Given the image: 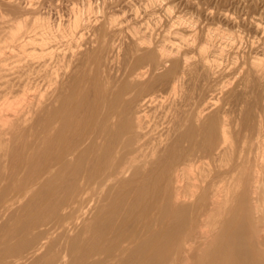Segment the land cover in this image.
I'll return each mask as SVG.
<instances>
[{
    "label": "bare ground",
    "instance_id": "bare-ground-1",
    "mask_svg": "<svg viewBox=\"0 0 264 264\" xmlns=\"http://www.w3.org/2000/svg\"><path fill=\"white\" fill-rule=\"evenodd\" d=\"M5 2L0 264H264V47Z\"/></svg>",
    "mask_w": 264,
    "mask_h": 264
},
{
    "label": "rangeland",
    "instance_id": "rangeland-1",
    "mask_svg": "<svg viewBox=\"0 0 264 264\" xmlns=\"http://www.w3.org/2000/svg\"><path fill=\"white\" fill-rule=\"evenodd\" d=\"M5 1H8V0H0V16L3 15L1 14L2 12L4 13H8L9 9L11 8L10 5L6 4ZM13 1H16L17 3H20L21 6H24L26 5H30V4H35V6H38L39 7H42L41 10L42 11H45V12H49L51 14H53L54 12V19H56L55 17L59 16L58 14L62 15L64 18H67L68 16H71L72 15V11L73 8L75 10H78L79 9H82L83 8V5H85L86 3L85 2H88L90 3L91 5H94V7H99V10L97 12V10H94L95 12H93V14L91 15H103V16H115V17H119V19H121L123 16H127L129 18H133L134 14H136L135 18L137 19L138 18V21L140 23H144L145 21H149L150 19L153 20V18L156 16L154 14H157L156 17H159L157 20V26L155 28V35H158V37H160L164 32H166L167 30V27L171 28V24L172 22H174L178 17H186L187 16V13H188V16L193 18L194 20L196 19V32H197V35H198V39L202 38L205 34V31H208V30H212L211 28H213V26L215 28H213V30H220L219 31H223L225 30V33H228V34H231L233 35H236L235 36V39H236V46L238 47H241V48H238V50L236 49V51L238 52L237 53V56H238V61L241 62L243 60H247L248 58H250V54H251V57L252 55L254 54V52L257 50L256 48H259L261 49L262 45H264V35H261L258 36L259 34H255V29H254V24L253 22L255 21H258L262 24H264V22H262V20H264V0H157L158 1V4H154L155 7H150V6H145L146 4H148L147 2H149V0H13ZM44 1V2H43ZM101 3H100V2ZM105 1V2H108L107 4L104 3V5L102 4V2ZM131 1V2H130ZM133 1L135 2V5L133 3ZM140 1V2H139ZM147 1V2H145ZM152 1V0H151ZM161 1V2H160ZM185 1V2H184ZM5 2V3H4ZM43 2V3H42ZM128 2V3H127ZM129 2H130V6L129 5ZM141 5H137L136 7V4L137 3ZM142 2V3H141ZM144 2V3H143ZM188 2V3H187ZM45 3V4H44ZM82 3H84L82 5ZM132 3V4H131ZM160 3V4H159ZM164 3V4H163ZM61 4V5H59ZM125 4H128V5H125ZM162 4V5H161ZM166 4L168 5L167 7L168 8H165L166 7ZM170 4V5H169ZM173 4V5H172ZM184 4V5H183ZM48 5V6H46ZM82 5V6H81ZM103 5V6H101ZM132 5V6H131ZM144 7H143V6ZM157 5H160L157 6ZM172 5V6H171ZM175 5V6H174ZM6 6V7H4ZM58 6V7H57ZM59 6H61L59 8ZM117 6H121L120 8H118ZM125 6H127L125 8ZM139 6V7H138ZM171 6V7H170ZM13 7V6H12ZM57 7V8H56ZM82 7V8H81ZM109 7V9H108ZM112 7V9H111ZM116 7V8H114ZM123 7V8H122ZM146 7V8H145ZM147 7H150L149 9H147ZM170 7V9H169ZM173 7V8H172ZM195 7V8H194ZM8 8V10H6ZM46 8V9H44ZM59 8V9H58ZM71 8V9H70ZM135 8V9H133ZM141 8V9H140ZM160 8V9H159ZM176 8V9H175ZM194 8V10H193ZM262 8V9H261ZM13 9V10H12ZM15 8H11L8 15L5 14L3 15L4 16V19L0 17V25H1V21L4 20H7V19H11L12 17H14L16 15V11L14 10ZM65 9V10H64ZM101 9V10H100ZM108 9V10H107ZM116 9V10H115ZM122 9V10H121ZM127 10L126 12V15H122V14H125L123 13L124 10ZM129 9V10H128ZM131 9V10H130ZM153 9V10H152ZM164 9L167 11H164L166 14L163 15V11ZM172 9V10H171ZM174 9V10H173ZM187 9V10H186ZM197 11H196V10ZM208 9V10H207ZM221 9V11H220ZM246 9V10H245ZM253 9V10H252ZM121 10V11H120ZM170 10V11H169ZM193 10V11H192ZM207 10V11H206ZM227 10V11H226ZM57 11V12H56ZM101 11V12H100ZM130 11V12H129ZM136 11V12H135ZM158 11V12H156ZM162 11V12H161ZM225 11V13L223 12ZM12 12V14H11ZM15 14H14V13ZM63 12V13H62ZM100 12V13H99ZM104 14H103V13ZM117 12V13H115ZM128 12L131 13L128 15ZM150 12V13H149ZM155 12V13H153ZM170 12V14L168 13ZM173 12V13H172ZM183 14H182V13ZM185 12V13H184ZM192 12V13H191ZM194 12V13H193ZM232 12V13H231ZM240 12V13H239ZM70 14V15H67ZM99 13V14H98ZM111 15H109V14ZM162 13V14H161ZM220 13V14H219ZM227 13V14H226ZM258 13V14H257ZM117 14V16H116ZM122 16H120V15ZM138 14V15H137ZM177 14V15H175ZM182 14V15H181ZM192 14V15H191ZM197 14V15H196ZM223 14H225V18L227 17L228 19H224V16ZM229 14V15H228ZM232 14V15H231ZM260 14V16H258ZM90 15V16H91ZM108 15V16H107ZM119 15V16H118ZM146 15V16H145ZM152 16L151 18L148 16ZM154 15V16H153ZM167 15V16H166ZM172 15V16H171ZM209 15V16H208ZM228 15V16H226ZM255 15V16H254ZM12 16V17H11ZM66 16V17H65ZM132 16V17H131ZM141 16V17H140ZM165 17H168L167 18H164ZM174 16V17H173ZM176 16V17H175ZM187 16V17H188ZM194 16V17H193ZM203 16V17H202ZM208 16V17H207ZM234 16V17H233ZM236 16V17H235ZM254 16V17H253ZM6 17V18H5ZM149 17V18H148ZM161 17V18H160ZM170 17V19H169ZM210 17V18H209ZM217 17V19H216ZM231 17V19H230ZM245 17V18H244ZM143 18V19H141ZM173 18H176V19H173ZM209 20H208V19ZM262 20H261V19ZM156 19V18H155ZM162 19V20H161ZM167 19V20H166ZM224 19V20H223ZM257 19V20H256ZM142 20V21H140ZM227 20H228V23H227ZM230 20V21H229ZM233 20V21H232ZM235 20V21H234ZM250 20V21H249ZM261 20V21H260ZM171 21V22H170ZM199 21V22H197ZM204 21V22H203ZM208 21V22H207ZM212 21V22H211ZM245 21V22H244ZM253 21V22H252ZM161 22V24H160ZM233 22V23H232ZM237 22V23H236ZM250 22V25L249 23ZM232 23V24H231ZM241 23V24H240ZM244 23V24H243ZM248 23V24H247ZM159 24V25H158ZM170 24V25H169ZM203 24V25H202ZM213 25L211 28L210 26ZM244 26H243V25ZM202 25V26H201ZM210 25V26H209ZM216 25V26H215ZM167 26V27H166ZM205 26V27H204ZM207 26V27H206ZM229 26V28H228ZM235 28H234V27ZM264 26V25H262ZM161 30H160V28ZM165 27V28H164ZM219 28V29H218ZM242 28V29H241ZM56 29V28H55ZM54 29V31H56ZM239 29V30H238ZM254 29V30H253ZM160 30V31H159ZM165 30V31H164ZM200 30L201 32L203 31V34L201 33L200 35ZM227 30V31H226ZM230 31V32H229ZM247 31V32H246ZM254 31V32H252ZM158 32V34H156ZM163 32V33H162ZM251 32V33H250ZM254 36H253V35ZM233 35V36H234ZM257 37H256V36ZM239 36V38H238ZM253 36V37H252ZM241 37V38H240ZM256 37V38H255ZM259 37V38H258ZM253 38V40H252ZM258 38V39H257ZM199 39V40H200ZM239 40V41H237ZM244 40V41H243ZM252 40V41H251ZM259 40V42H261L259 44V42H257ZM251 42H257L256 44L252 43ZM241 43V44H239ZM253 45V46H252ZM256 46V47H255ZM261 46V47H260ZM255 47V48H253ZM246 49V50H245ZM254 50V51H253ZM241 51V53H240ZM250 51V52H249ZM243 52V54H242ZM252 52V53H251ZM240 53V54H239ZM243 55V56H242ZM245 55V59L243 58ZM240 58V59H239Z\"/></svg>",
    "mask_w": 264,
    "mask_h": 264
}]
</instances>
